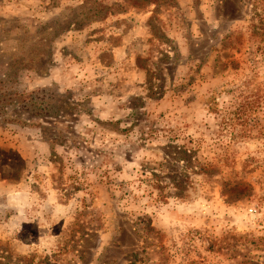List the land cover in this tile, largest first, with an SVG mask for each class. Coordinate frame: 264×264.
<instances>
[{
	"label": "rangeland",
	"instance_id": "1",
	"mask_svg": "<svg viewBox=\"0 0 264 264\" xmlns=\"http://www.w3.org/2000/svg\"><path fill=\"white\" fill-rule=\"evenodd\" d=\"M0 264H264V0H0Z\"/></svg>",
	"mask_w": 264,
	"mask_h": 264
},
{
	"label": "trees",
	"instance_id": "2",
	"mask_svg": "<svg viewBox=\"0 0 264 264\" xmlns=\"http://www.w3.org/2000/svg\"><path fill=\"white\" fill-rule=\"evenodd\" d=\"M28 94L19 93L16 91H6L4 87L1 85L0 82V104L4 103V101H11L12 99L16 97H26Z\"/></svg>",
	"mask_w": 264,
	"mask_h": 264
}]
</instances>
